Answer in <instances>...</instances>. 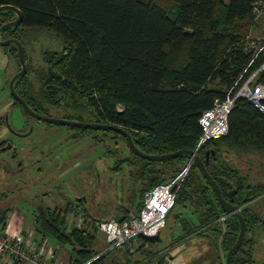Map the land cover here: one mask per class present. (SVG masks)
I'll list each match as a JSON object with an SVG mask.
<instances>
[{"label": "trees", "instance_id": "obj_1", "mask_svg": "<svg viewBox=\"0 0 264 264\" xmlns=\"http://www.w3.org/2000/svg\"><path fill=\"white\" fill-rule=\"evenodd\" d=\"M257 1L0 0V5L10 4L21 12L20 22L2 28L0 35L20 40L24 57L22 37L27 28L46 29L62 42L60 49L42 52L44 66L35 71L36 83L29 78L27 66L26 73L13 83L15 92L30 109L46 115L49 107H64L70 115L63 118L76 116L79 120L88 112L94 116L91 122L124 127L135 146L147 154L197 149L196 154L216 181L222 198L246 222L243 241L232 251L230 264H253L252 231L264 229V181H253L233 161L247 156L244 161L249 166L254 161L262 164L264 114L250 100L240 97L229 114L228 133L196 146L202 111L223 99L241 74L240 82L264 62V48L255 55L264 39L254 45L249 36ZM0 16L1 25L17 15L5 9ZM8 45L14 46L19 68L16 45ZM256 82L264 84V68ZM14 102L21 107L18 101ZM117 105L122 108L117 109ZM102 130L126 141L118 132ZM130 151L144 181L139 191L140 206L132 213L136 215L142 207L144 192L173 177L187 163L189 155L181 153L153 161ZM127 161L117 160L113 170L119 171ZM72 202L82 205L77 198L53 209L37 206L34 227L42 237L50 236L67 246L71 257L68 259L78 264L102 249L94 248L96 240L90 230L68 225ZM186 203L193 205L196 224L173 212L176 206ZM5 215L6 210H0L1 225ZM168 216L180 223L181 237L193 233L206 236L221 253L219 264H225L227 250L238 237L239 220L225 215L213 187L194 162L178 186L166 220ZM129 217L124 209L118 220ZM107 253L90 264H107Z\"/></svg>", "mask_w": 264, "mask_h": 264}, {"label": "rangeland", "instance_id": "obj_2", "mask_svg": "<svg viewBox=\"0 0 264 264\" xmlns=\"http://www.w3.org/2000/svg\"><path fill=\"white\" fill-rule=\"evenodd\" d=\"M263 16L264 0L253 14V25L249 32L250 38L254 40L251 44L257 45V42L264 39ZM22 41L28 75L36 83L35 71L44 66L42 52L58 50L62 42L52 32L38 28L25 29ZM16 70L18 63L14 46L0 45V139H7L8 143L15 145L28 142L45 154L37 160L33 157L17 163L16 152L13 159L8 160L11 150L0 151V183L6 188L5 191L8 190V194L2 196L4 203L15 201L28 214L31 212L29 207L35 203L37 206L42 204L53 208L62 207L66 202L80 198L82 205L78 209H84L89 216L99 219H120L124 214L122 207L137 210L140 206L139 191L144 186V181L140 178L138 163L126 141L102 129L58 125L30 116L13 101L8 90L9 79ZM116 108L122 107L117 105ZM46 115L63 118L70 114H67L64 107H49ZM74 117L76 119L72 120H79ZM6 118L8 122L5 121ZM90 119H94V116L86 112L81 121ZM245 157L247 156L239 160L232 159L234 165L241 171L248 172L253 181H264V160L262 164L254 161L249 166L244 161ZM122 158L129 161L119 171H114L113 166ZM6 160L12 161V164ZM10 166H13L14 173L10 172ZM157 166L161 165L158 163ZM170 178L169 176L167 180ZM254 207L258 208L256 204ZM173 212L179 217H186L193 224L197 223L193 205L190 203L176 206ZM261 212L264 215V209ZM74 220L69 215L68 225H72ZM89 230L96 240L94 248L106 247L104 235L96 230ZM181 232L182 227L178 220L173 222L172 217L168 216L165 226L160 230L158 241L148 242L147 247L131 256L116 252L122 260L112 261L104 255V262L127 264L130 260L134 264H213L211 258L217 250L210 245L209 239L196 233L181 237ZM252 232L253 264H264V229L256 228ZM50 242L54 246L58 244L60 252L68 249L54 239H50ZM147 252L149 255H146ZM63 257L71 258L68 252Z\"/></svg>", "mask_w": 264, "mask_h": 264}, {"label": "built area", "instance_id": "obj_3", "mask_svg": "<svg viewBox=\"0 0 264 264\" xmlns=\"http://www.w3.org/2000/svg\"><path fill=\"white\" fill-rule=\"evenodd\" d=\"M262 3L263 0L256 2L253 14ZM262 48L264 44L258 48L255 55ZM263 68L264 62L242 82H240L241 74L223 99L216 100L212 106L202 111L199 117L200 134L197 148L210 139L228 133V117L238 98H247L259 112L264 114V84L256 82L258 73ZM191 163L192 161L188 160L185 167L173 177L146 190L142 207L133 217L121 220L93 218L84 209H78L80 206L76 202H72L70 208L75 215V226L79 229L85 226L96 228L104 235L106 242L105 249L99 254L78 264H90L97 256L109 251L124 252L131 256L141 247H147L148 242L141 237V234L157 235L165 226L166 216L173 207L178 186ZM44 243L45 240L28 243L22 234H10L0 227V257L8 258L16 264H74L69 259L60 258L57 262L53 260L58 257L59 245L50 251L49 257L53 261H48L43 255Z\"/></svg>", "mask_w": 264, "mask_h": 264}, {"label": "water", "instance_id": "obj_4", "mask_svg": "<svg viewBox=\"0 0 264 264\" xmlns=\"http://www.w3.org/2000/svg\"><path fill=\"white\" fill-rule=\"evenodd\" d=\"M5 9L13 10L16 13L17 16H16L15 19L1 24L0 25V31L4 27L17 25L20 22V19H21V12L15 6L10 5V4L0 5V11L1 10H5ZM10 42H13L16 45L17 52H18L20 69L10 78V80L8 82V88H9L11 96L16 101L19 102V104L21 105L22 109L27 114H29L30 116H32L34 118H37L39 120H43V121L54 123V124H58V125L74 126V127H78V128L108 129V130H112V131L118 132V133L122 134L125 137L129 148L136 155H138V156H140V157H142L144 159H147V160H153V161L165 160V159L173 158V157H175V156H177V155H179L181 153H186V154L189 155V161H192V162H194L196 164V166L199 169L200 173L203 175V177L213 187L216 199H217L220 207L224 210L225 215L236 216L238 218V220H239L238 237H237L236 241L234 242V244L227 250L226 257H225V264H230V255H231L232 251L237 249L241 245V243L243 241L244 234H245V229H246V222H245L244 218L241 216V214L238 212V210L236 208H234V206L232 204H230L229 202H227L226 200H224L222 198L220 190H219V187H218L216 181L207 172L202 160L196 154L197 149H195V150L180 149V150H176V151H173V152L162 153V154H147V153H144L143 151L139 150L135 146V144H134L129 132L124 127L119 126L117 124L108 123V122H91V121L72 120V119H67V118H62V117H52V116L42 115V114L36 113L35 111H33L32 109L29 108V106L26 104L25 100L22 97H20L15 92V90L13 88V83H14L15 79H17L18 77H20V76H22V75H24L26 73V62H25V57H24L25 56L24 55V48H23V45H22L20 40L15 39V38H7V39H4V40H0V45H5V44L10 43ZM5 121H7V118H6ZM7 126H9V123H7ZM9 128H11V127L9 126ZM8 144H10V143H8ZM122 208L125 209L128 214H130V217L134 216L132 213L129 212L128 208H126V207H122ZM141 237L144 240L148 241V242H155V241L159 240V234L153 235V236L141 234Z\"/></svg>", "mask_w": 264, "mask_h": 264}, {"label": "crops", "instance_id": "obj_5", "mask_svg": "<svg viewBox=\"0 0 264 264\" xmlns=\"http://www.w3.org/2000/svg\"><path fill=\"white\" fill-rule=\"evenodd\" d=\"M2 87V86H0ZM1 110V109H0ZM1 116V115H0ZM2 118V117H0ZM2 124V123H1ZM0 141H2V138L0 139ZM9 151V150H7ZM11 154H15L16 152V161L17 163H19L20 161L24 162L25 159L28 158H33L35 157L37 160L38 157H42L45 153L43 150H39L37 147L32 146L31 143H20L19 145H15L13 144V148L11 149ZM8 156L7 159L9 160V158L13 159V156ZM7 161V160H6ZM9 162V161H7ZM10 164H12V161L9 162ZM8 165V164H7ZM18 166H21L18 164ZM10 172L14 173V169L13 166H10ZM6 188L4 186H2V184L0 183V210H6V215H5V221L4 223L1 225L0 227L2 230L7 231L10 234H22L23 237L25 238L26 242L28 243H32L37 241H41V240H45V243L43 245V255L46 257V259L48 261H55L57 262L58 259L62 258V260H65L63 256H65L66 251L65 252H57L58 253V257L57 259H50L49 254L51 253L50 251L53 250L56 246H54V244L52 242H50V239H54L50 236H46V237H42L41 234H39V232L37 231V229L34 227V215L36 212V208L37 205L32 204V207H29L31 212L28 214H25L23 209L19 208V206L17 205V203L13 202H9V203H4L2 196L6 193L8 194V190L5 191ZM10 192V191H9ZM42 205V204H40ZM45 206V205H44ZM49 208H51L50 205H48ZM56 207V206H55ZM54 208V207H53ZM51 208V209H53ZM133 209L129 208V212L133 213ZM69 215L72 216L73 219H75V215L72 213V211L70 210L68 212V216L67 219H69ZM76 220V219H75ZM75 220L73 221L72 225H75ZM84 228H87L88 230L91 229L88 226H85ZM55 240V239H54ZM56 241V240H55ZM57 242V241H56ZM105 242V240H104ZM99 249L104 250V247H98ZM60 249V248H59ZM141 250V248H140ZM68 251V249H67ZM116 252L118 251H109L107 254V259H111L112 261H115L116 259H123L120 258L118 256V254H116ZM146 255H149V253L147 252ZM220 252H215L212 256V262L213 264H219L220 261ZM181 256H183V254L181 253ZM179 257V255H178ZM171 258H173V256H171ZM210 263V261H209ZM0 264H16L15 262L11 261L8 258L5 257H0Z\"/></svg>", "mask_w": 264, "mask_h": 264}, {"label": "flooded vegetation", "instance_id": "obj_6", "mask_svg": "<svg viewBox=\"0 0 264 264\" xmlns=\"http://www.w3.org/2000/svg\"><path fill=\"white\" fill-rule=\"evenodd\" d=\"M0 33H1V31H0ZM7 38H15L14 36H8V37H6V38H2V36L0 35V39L1 40H4V39H7ZM15 39H17V38H15ZM10 43H13V42H10ZM4 46H8V43H7V45L5 44ZM18 70H19V68H18ZM18 70H16L14 73H13V75L18 71ZM12 75V76H13ZM11 76V77H12ZM10 77V78H11ZM10 80V79H9ZM8 90H9V88H8ZM9 93H10V91H9ZM11 95V94H10ZM15 99H13V101H14ZM92 122H96V121H92ZM4 124V123H3ZM18 134V133H17ZM20 135V134H19ZM18 135V136H19ZM13 148V144L10 142V144H8V140L7 139H4V140H2V141H0V151H2V152H5V151H7V150H11ZM14 154V153H13ZM13 154H11V156H13Z\"/></svg>", "mask_w": 264, "mask_h": 264}]
</instances>
